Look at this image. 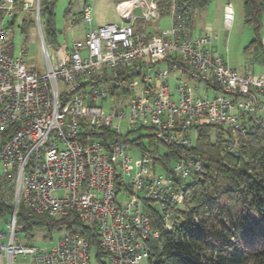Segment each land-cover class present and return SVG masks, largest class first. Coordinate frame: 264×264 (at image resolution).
<instances>
[{"label": "built area", "instance_id": "built-area-1", "mask_svg": "<svg viewBox=\"0 0 264 264\" xmlns=\"http://www.w3.org/2000/svg\"><path fill=\"white\" fill-rule=\"evenodd\" d=\"M37 1L0 0V11L12 16L22 4L39 17ZM157 1L119 0L122 25L93 26L92 8L85 5V38L56 56L43 44L44 72L3 52L1 24L0 196L12 221L0 264H154L150 244L160 231L153 208L172 229L187 186L202 169L192 154L196 126L219 127L230 151L238 136L264 126V58L259 74L230 67L213 50L211 34L193 35V12L176 5L171 26L149 36L138 25L160 18ZM224 12L230 27L232 5ZM191 81L219 95L195 96ZM109 98L106 114L102 103ZM124 119L125 135L115 124ZM141 129L152 137L148 147L130 141L129 134ZM166 147L180 156L168 166L160 150ZM135 148L142 155L133 164L128 151ZM22 207L74 221L51 248L23 246L16 243Z\"/></svg>", "mask_w": 264, "mask_h": 264}, {"label": "trees", "instance_id": "trees-1", "mask_svg": "<svg viewBox=\"0 0 264 264\" xmlns=\"http://www.w3.org/2000/svg\"><path fill=\"white\" fill-rule=\"evenodd\" d=\"M210 1L157 3L160 17H165L170 16L174 5L180 11L194 12L204 9ZM44 7L49 14L48 27L54 33L47 0ZM244 7L246 20L259 25L264 0H245ZM15 16L8 25L14 24ZM4 20L5 12L0 11V26ZM32 22L31 17L23 19L25 26ZM138 29L144 31L140 25ZM260 45L263 46L261 42ZM150 136H146L149 142ZM195 136L192 154L201 161L202 169L194 173L187 186L183 207L172 229L164 228L160 213L153 208L154 226L160 231L159 238L150 244L154 264H264V126L238 136L235 151L228 149L229 139L217 126L202 123L196 126ZM130 141L145 146L142 137ZM162 157L168 166L180 156L179 151L167 148ZM5 211L9 208L0 196V214ZM73 221L71 216L51 218L23 207L18 214V222L28 232L34 226L69 228Z\"/></svg>", "mask_w": 264, "mask_h": 264}, {"label": "rangeland", "instance_id": "rangeland-1", "mask_svg": "<svg viewBox=\"0 0 264 264\" xmlns=\"http://www.w3.org/2000/svg\"><path fill=\"white\" fill-rule=\"evenodd\" d=\"M118 1L47 0L53 14L52 29L54 33L48 27L49 14L44 10L46 0H40L42 9L39 17L36 16L37 14L33 9H21L22 4H20V9L13 13L16 15L14 24L12 26L8 25V21L13 20L12 16L5 17L2 23L7 38L1 49L4 53L14 57H22L28 64L44 72L47 69V63L42 50L43 44L46 45L50 55L56 56L66 52L74 41L82 40L88 27V24L82 19V11L85 5L92 8L94 26L107 23L124 24L116 9ZM37 2V0H34L36 5ZM244 2L245 0H211L204 9H197L193 35L211 34L214 38L213 50L217 55H221L230 67L239 72L250 69L259 74L262 72V58H264V45H260L264 37V10L259 16V25L252 21L249 22L246 20ZM227 4H231L234 9V19L230 27H227L224 19V8ZM134 14L139 16L141 14L140 9H136ZM29 17L33 18V22L25 26L23 19ZM171 24L172 17L165 16L157 19L152 26L156 27V30L163 31L169 28ZM160 66L166 68L164 64H160ZM175 78L176 74H172L169 80L172 91L177 85ZM191 86L194 89L195 96L213 98L215 95H219L218 92L207 89L206 84L201 81H191ZM102 104L105 113L110 114L112 106L110 98ZM125 112L128 113V108H125ZM115 124L120 126L123 135L129 131L127 119L117 120ZM148 134L147 129H141L133 131L129 137L130 139L142 137V142L148 147L150 143L149 138L146 137ZM193 137L195 140V132H193ZM160 150L164 152V149L161 148ZM128 155L133 159L134 164L141 157L142 150L139 148L129 150ZM163 172V169L157 168V173ZM119 197L124 196L120 194ZM11 221L12 215L8 211L0 214V245L9 244L11 237L9 224ZM23 229V224L18 222L16 226V243L41 248H51L67 232L64 227L50 229L46 226H34L29 232ZM29 234L33 235V238H29ZM23 262L20 261L18 264H23Z\"/></svg>", "mask_w": 264, "mask_h": 264}, {"label": "crops", "instance_id": "crops-1", "mask_svg": "<svg viewBox=\"0 0 264 264\" xmlns=\"http://www.w3.org/2000/svg\"><path fill=\"white\" fill-rule=\"evenodd\" d=\"M14 15V14H13ZM12 15V16H13ZM195 17H196V10L193 12V14H192V22H191V24H192V28L194 29V20H195ZM156 21L157 20H153V21H149V22H142L141 24H139L140 25V27L141 28H143V30H144V32H146V33H148V34H157V33H159L160 31L159 30H156V27H153L152 25L154 24V23H156ZM107 24H113V23H107ZM105 25V24H104ZM138 25V26H139ZM94 26V25H93ZM101 26V25H100ZM89 27V26H88ZM88 27H87V29H86V31L84 32V34H83V39L85 38V36H86V32H87V30H88ZM153 30V31H152ZM152 31V32H151Z\"/></svg>", "mask_w": 264, "mask_h": 264}]
</instances>
